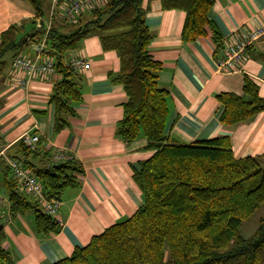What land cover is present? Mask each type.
<instances>
[{
	"label": "trees",
	"instance_id": "trees-1",
	"mask_svg": "<svg viewBox=\"0 0 264 264\" xmlns=\"http://www.w3.org/2000/svg\"><path fill=\"white\" fill-rule=\"evenodd\" d=\"M27 1L35 17H43L40 0ZM159 1L163 9L185 13L184 42L212 31L217 44L209 18L213 0ZM141 4L142 0H107L84 13L76 24L60 21L47 33L46 43L56 50L57 78L50 95L54 130L69 126L73 106L81 101V76L65 65L63 54L76 49L84 37L96 35L104 51L118 53L116 82L127 95L115 134L127 144L144 137L147 148L154 150L132 175L142 199L137 210L53 264H264V218L251 237L240 233L242 224L264 204V166L258 157L235 158L228 137L182 144L165 136L168 94L158 84L162 66L148 51L151 35ZM67 27V32H61ZM20 30L21 26H11L0 36V77L6 68L5 55L40 35L36 28L27 35ZM216 98L223 106L219 121L224 125L264 111V98L247 77L242 95L220 93ZM39 142L30 149L19 140L16 150H8V157L18 159L36 175L46 198L60 200L65 188L78 183L83 169L73 159L52 164L49 153L38 148ZM6 185L12 213L31 211L35 228L44 237L60 231V224L38 202L27 199L11 177ZM3 240L0 225V264H9Z\"/></svg>",
	"mask_w": 264,
	"mask_h": 264
},
{
	"label": "crops",
	"instance_id": "crops-1",
	"mask_svg": "<svg viewBox=\"0 0 264 264\" xmlns=\"http://www.w3.org/2000/svg\"><path fill=\"white\" fill-rule=\"evenodd\" d=\"M141 7L151 35L148 51L162 66L158 84L168 94L165 136L182 144L228 137L235 158L258 157L264 166V111L246 121L224 125L219 121L223 106L216 98L220 93L242 95L246 77L264 98V38L249 48L239 70L222 72L212 31L184 42L183 11L163 9L159 0H142ZM209 18L217 42L222 37L246 34L264 27V0H213ZM42 24L45 27L46 19L35 17L29 1L0 0V36L11 26H21V35L36 28L40 30L37 39L42 40ZM35 40L9 52L0 77V225L9 264H53L86 245L93 235L130 217L142 201L132 175L154 153L144 137L127 144L115 134L127 95L116 82L118 53L104 51L96 35L84 37L76 49L63 54L65 65L79 56L90 66L77 71L81 76V101L73 106L75 114L69 118V126L55 131L50 95L57 77L54 73L40 76L17 71L12 65L15 56L33 60ZM46 45L43 55L54 57L56 50ZM16 80L26 84L16 86ZM26 133L37 134L38 148L50 156L60 153L83 169V174L77 175L78 183L62 191L57 215L60 231L48 237L37 232L31 211L11 212L7 152L16 150L19 138ZM27 199L33 200L29 196Z\"/></svg>",
	"mask_w": 264,
	"mask_h": 264
},
{
	"label": "built area",
	"instance_id": "built-area-1",
	"mask_svg": "<svg viewBox=\"0 0 264 264\" xmlns=\"http://www.w3.org/2000/svg\"><path fill=\"white\" fill-rule=\"evenodd\" d=\"M106 1L107 0H52L47 24L45 27H42L44 28L42 30L45 34V38L55 19L68 25L76 24L84 13L103 6ZM45 38L42 40L36 38L34 42L33 60L15 56L12 61L13 68L17 71L27 70L30 74L37 72L40 76L53 74L55 72L54 57L43 55L47 47ZM263 38V26L254 28L246 34L234 35L228 38L222 37L215 46V52H218L219 55V70L227 73L239 70L240 65L247 59V51L249 48ZM66 65L75 71H85L88 70L90 66L86 59L79 56L72 57L68 60ZM14 83L16 86L23 87L26 81L16 80ZM19 140L25 146L34 149L40 138L37 134L26 133L23 134ZM64 160H66V158L60 153H56L50 158L52 164H57ZM6 167L19 191L23 195L29 196L38 202L42 210L59 223L57 215L61 205L60 200L46 198L42 184L36 175L31 170L25 168L18 159L7 157Z\"/></svg>",
	"mask_w": 264,
	"mask_h": 264
},
{
	"label": "rangeland",
	"instance_id": "rangeland-1",
	"mask_svg": "<svg viewBox=\"0 0 264 264\" xmlns=\"http://www.w3.org/2000/svg\"><path fill=\"white\" fill-rule=\"evenodd\" d=\"M50 1L51 0H40V7L42 9V12H43V17L44 19H48V13H49V10H50ZM86 19V18H84ZM83 19V20H84ZM58 21L57 19H55L53 21V24ZM63 24V23H62ZM64 25V24H63ZM70 28V27H69ZM68 27L66 29H63L64 32H67V30L69 29ZM10 56V53L7 54L5 56V60L8 61L9 60V57ZM34 200V199H33ZM264 218V204L261 205V207L248 219L246 220L241 228H240V233L241 235L244 237V238H249L251 237L255 230L257 229L258 227V224H259V221L260 219Z\"/></svg>",
	"mask_w": 264,
	"mask_h": 264
}]
</instances>
